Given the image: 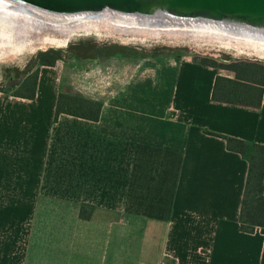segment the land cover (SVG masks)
Instances as JSON below:
<instances>
[{
    "label": "crops",
    "instance_id": "1",
    "mask_svg": "<svg viewBox=\"0 0 264 264\" xmlns=\"http://www.w3.org/2000/svg\"><path fill=\"white\" fill-rule=\"evenodd\" d=\"M193 56L63 57L33 97L0 91V264H263L226 136L264 144V83L241 80L257 103L214 98L235 71ZM60 90L98 117H55Z\"/></svg>",
    "mask_w": 264,
    "mask_h": 264
},
{
    "label": "bare ground",
    "instance_id": "2",
    "mask_svg": "<svg viewBox=\"0 0 264 264\" xmlns=\"http://www.w3.org/2000/svg\"><path fill=\"white\" fill-rule=\"evenodd\" d=\"M88 29L119 39L144 41L165 37L172 42L188 33L204 32L235 40L238 48L253 49L264 56V24L229 15L186 14L162 7L148 11L122 10L107 5L97 9H57L31 0H0V47L34 49L44 44L64 45L73 33Z\"/></svg>",
    "mask_w": 264,
    "mask_h": 264
},
{
    "label": "trees",
    "instance_id": "3",
    "mask_svg": "<svg viewBox=\"0 0 264 264\" xmlns=\"http://www.w3.org/2000/svg\"><path fill=\"white\" fill-rule=\"evenodd\" d=\"M158 51L144 52L136 48L120 43H94L91 42L85 51L75 50L67 56L80 57L81 55L90 57H108L113 55H146L158 54ZM184 52V51H182ZM181 53V52H177ZM64 54L58 48L49 47L39 50L36 58L40 64H54ZM201 63L213 66L227 67L235 71L234 78H225L217 75L214 82L213 97L237 103H257L250 99V91L244 90L240 84L241 80H257L264 83V62L250 59H217L209 56H193ZM227 60V61H226ZM38 69V68H37ZM37 69L30 80L24 76L21 81L9 80V85L16 88H27L28 91L21 92L19 89L13 94L33 97L35 93V83ZM226 80L227 83H222ZM221 85V86H220ZM218 87L221 90L218 92ZM259 100V99H258ZM101 108V101L85 97L80 93L60 90L57 94L55 104V117L60 112L78 115L90 119H96ZM227 146L247 155L248 172L245 181L243 196L239 211L240 227L244 230H252L259 226L264 232V193H263V171H264V144L250 142L233 136H226ZM264 264V250L261 258Z\"/></svg>",
    "mask_w": 264,
    "mask_h": 264
},
{
    "label": "rangeland",
    "instance_id": "4",
    "mask_svg": "<svg viewBox=\"0 0 264 264\" xmlns=\"http://www.w3.org/2000/svg\"><path fill=\"white\" fill-rule=\"evenodd\" d=\"M104 33H99L95 29H88L86 31H81L80 33H73L74 35L72 34L69 40L64 45L44 44L34 49H17L15 47H10L8 49L5 47H0V91L7 92L9 94H13L18 89L21 92L28 91L27 88L25 89L19 87L16 88L9 85L10 83L9 80L14 79L21 81L24 76H27V78H30L31 80L34 71L40 66V63L36 58V54L39 50H44L49 47L58 48L60 52L64 54V57L68 58L67 55L69 53L74 52L75 50L85 51L87 49V46L90 45L91 42L94 43L115 42L136 48L138 51H144V52L158 51L157 52L158 54L177 53L184 51L197 55L199 57L209 56L222 60H225L226 58L227 60L234 58L252 59V60L264 62V56L257 53L255 50L253 49L250 50L245 47L238 48L236 45L237 41L235 40L230 41L228 38H223V36L216 37L210 33L195 32V33H191L192 35L188 33V36L182 37L176 42L174 40L172 42L171 39L165 37L159 39H151V40L144 39V41L143 40L140 41L139 39L136 38L119 39L118 37L112 34L105 33L104 35ZM202 35H204L203 39H202ZM197 38H199V40ZM162 39L164 41H162ZM207 41L210 43H207ZM226 41L228 42L230 41V42L228 43ZM80 58L82 59L81 61L83 64L78 63L76 67L81 68L79 67L81 65L82 68H85L91 64L90 61L92 60L93 57L81 55L79 59Z\"/></svg>",
    "mask_w": 264,
    "mask_h": 264
},
{
    "label": "water",
    "instance_id": "5",
    "mask_svg": "<svg viewBox=\"0 0 264 264\" xmlns=\"http://www.w3.org/2000/svg\"><path fill=\"white\" fill-rule=\"evenodd\" d=\"M57 9L100 8L148 11L156 7L186 14L207 13L233 16L264 24V0H31Z\"/></svg>",
    "mask_w": 264,
    "mask_h": 264
},
{
    "label": "built area",
    "instance_id": "6",
    "mask_svg": "<svg viewBox=\"0 0 264 264\" xmlns=\"http://www.w3.org/2000/svg\"><path fill=\"white\" fill-rule=\"evenodd\" d=\"M159 264H168L166 261H162Z\"/></svg>",
    "mask_w": 264,
    "mask_h": 264
}]
</instances>
